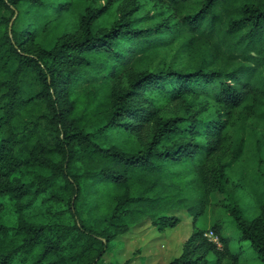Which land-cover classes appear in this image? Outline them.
<instances>
[{
    "label": "trees",
    "instance_id": "16d2710c",
    "mask_svg": "<svg viewBox=\"0 0 264 264\" xmlns=\"http://www.w3.org/2000/svg\"><path fill=\"white\" fill-rule=\"evenodd\" d=\"M140 2L0 0V264H117L102 258L131 226L196 222L225 190L209 163L230 126L264 123V0H157L150 24ZM178 40L202 56L190 71L167 63ZM178 100L182 115H158ZM258 184L232 210L264 264ZM213 230L221 247L197 230L169 264L237 263Z\"/></svg>",
    "mask_w": 264,
    "mask_h": 264
},
{
    "label": "rangeland",
    "instance_id": "374dc122",
    "mask_svg": "<svg viewBox=\"0 0 264 264\" xmlns=\"http://www.w3.org/2000/svg\"><path fill=\"white\" fill-rule=\"evenodd\" d=\"M88 1L98 6L105 0ZM139 7L142 12L149 14L146 24H150L155 22L154 13L161 10L162 4L157 0H141ZM182 43V40H178L170 48L166 54V60L173 69L182 68L190 71L200 64L202 56L199 51L188 50L182 46ZM118 82L127 85L126 76H122ZM188 97L191 98L190 95ZM184 105L185 101L181 100L169 102L160 108L158 115L164 118L182 115ZM102 110L101 108L97 115H102ZM240 125L245 127L244 132ZM153 130V124L145 127L144 142L151 138ZM242 137L243 149L235 162L228 165ZM209 166L213 169L226 166L227 183L223 192L211 195V203L204 215L194 222L193 216L187 211H175L173 213L180 218V221L166 230H159L149 219H145L131 226L126 232L120 233L110 242L108 251L102 258L103 263L169 264L182 253L185 242L197 230L205 231L204 236L221 247L222 244L213 230V227L218 225L222 227V234L232 240L231 248L239 257L235 264H263L250 243L241 239V233L233 218L232 206L243 204L245 207L251 200L255 188L259 187L258 182L264 181V123L254 117L247 118L244 123H240L239 120L234 121L229 128L228 141L224 150L213 157ZM209 257L213 258L212 255ZM224 264L233 263L225 260Z\"/></svg>",
    "mask_w": 264,
    "mask_h": 264
}]
</instances>
